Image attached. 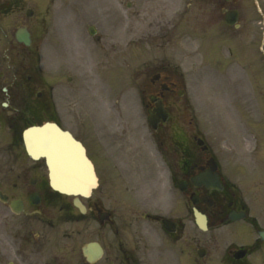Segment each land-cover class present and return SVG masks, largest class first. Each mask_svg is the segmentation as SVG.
Returning a JSON list of instances; mask_svg holds the SVG:
<instances>
[{
  "label": "rangeland",
  "instance_id": "374dc122",
  "mask_svg": "<svg viewBox=\"0 0 264 264\" xmlns=\"http://www.w3.org/2000/svg\"><path fill=\"white\" fill-rule=\"evenodd\" d=\"M259 2L263 14L256 9L251 14V0L229 1V5L241 10L239 27L225 24L221 0H27L24 10L15 14V18L33 27L39 21L42 28L54 23L49 39L41 41L40 65L44 74H63L66 67L55 73L63 55H58L55 70H51L48 51L56 50L61 39L73 45L62 66L75 67L66 68V72L74 75L76 82L56 84L55 99L63 105L58 117L67 127L85 134L95 151L98 148L89 132L96 126L99 142L110 148V155L107 150L103 154L111 161L110 166L104 165L102 153L95 152L98 160L93 156L101 175V184L93 194L114 210L120 229L126 225L125 217L134 211L131 203L159 208L171 200L167 169L147 127L138 92L144 71L140 63L151 56L164 57L180 67L185 91L171 96L174 114H184V123L204 135L225 167L231 168L229 175L242 194L251 205L255 204L254 191L258 185L264 187V166L258 176L255 161L259 157L254 155L256 131L264 135V121L256 120L254 110L256 93L264 101V0ZM27 7L34 10L30 17L25 13ZM91 24L97 25V34L105 32V43L91 41ZM77 33L79 40L72 36ZM148 33L147 43H142ZM22 59L23 55L21 62ZM83 117L91 126L83 123L81 129L78 119ZM172 124L167 122L164 127L170 151L174 140ZM39 172L45 173L44 167ZM262 218L260 223L264 224ZM143 226L150 238L159 236L152 227ZM110 232V227H102L100 237ZM218 232L237 243L255 236L247 223L231 224ZM84 233L85 239L90 238L93 228H85ZM163 261L174 262L173 257Z\"/></svg>",
  "mask_w": 264,
  "mask_h": 264
},
{
  "label": "flooded vegetation",
  "instance_id": "af4514ba",
  "mask_svg": "<svg viewBox=\"0 0 264 264\" xmlns=\"http://www.w3.org/2000/svg\"><path fill=\"white\" fill-rule=\"evenodd\" d=\"M227 4V1H221V8H228ZM19 7L20 0H0V191L5 195V198L0 197V264H164L166 257H173L172 264H253V259L235 258L234 252L246 246L247 254L253 255L254 251L251 250L259 249L264 245V240L255 238L251 242L236 243L218 231H197L195 209L205 214L209 229L232 223L226 217L233 208L247 210L244 220L253 223L259 230L264 228L260 226V218L264 216V192L258 190L259 205L255 206L252 214V208L229 177L230 169L225 167L221 158L210 147L197 150L191 145L198 133L190 126L186 127L182 120L184 114L175 115V150L168 153L174 176L172 190L176 193L173 201L153 210L146 204H138L136 210L132 207L134 212L125 217L123 221L126 225L123 228H114L109 220L103 226L111 223L113 232L100 238L102 225L94 200L86 203L88 218L85 224L86 214H82L73 201L57 199L58 194L50 185L45 158L37 161L30 156L24 143L23 130L39 123L41 116L54 118L62 127H69L56 116L53 78H47L44 92L38 88L40 78L36 73L15 70L10 54V58L5 57V49L11 52L15 43L30 59L38 48L33 29L30 30L32 42L29 45L14 38L13 26L25 25L21 19L15 18ZM104 35L105 32L97 35L96 41L105 43ZM148 36L149 33L141 42L147 43ZM142 63L144 71L141 72L138 92L146 115L154 114L157 103L162 102L171 116V96L181 92L183 74L164 57L151 56ZM66 79L69 83L74 81L70 75ZM256 111H260L259 104ZM78 120L82 129L84 120ZM163 127L164 123L160 122L157 134L161 143L165 142ZM69 130L86 144L89 154H101L97 127L94 126L89 132L94 138L93 143L95 140V149L98 148L96 151L85 140V134L83 136L72 128ZM42 167L45 173L39 172ZM207 174H218L223 188L197 185L202 175ZM36 193L39 200L32 199ZM205 196L212 200L208 201L203 198ZM137 211L140 214H136ZM164 218L175 222V226L171 225L174 231L164 227L161 221ZM142 222L160 229L164 235H151L153 238H150ZM85 228H93L94 234L88 240L85 239ZM87 241H98L103 246V253L96 260L89 261L83 253Z\"/></svg>",
  "mask_w": 264,
  "mask_h": 264
},
{
  "label": "water",
  "instance_id": "95a60500",
  "mask_svg": "<svg viewBox=\"0 0 264 264\" xmlns=\"http://www.w3.org/2000/svg\"><path fill=\"white\" fill-rule=\"evenodd\" d=\"M232 13L229 12L227 15V19L230 23H233L236 19V13H233V16H231ZM18 37L20 39H24L25 35L23 34V32H19L18 33ZM29 40V39H28ZM162 115V113H161ZM164 118L166 119V116H164ZM73 147H76L77 153L80 157V160H82L83 162V168L85 170V178H88V175H91L93 173V165L90 162V160L87 158L86 154H85V149L83 148V146H81V144H78L76 142H72L71 144ZM91 186L92 184L88 183L83 187L77 188V189H72V188H68V187H63L62 189L69 191V192H73V193H82V194H89L91 191ZM200 225H202V223H200Z\"/></svg>",
  "mask_w": 264,
  "mask_h": 264
}]
</instances>
